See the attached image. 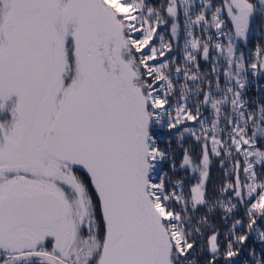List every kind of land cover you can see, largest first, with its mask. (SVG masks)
<instances>
[{
	"label": "snow or ice",
	"instance_id": "obj_1",
	"mask_svg": "<svg viewBox=\"0 0 264 264\" xmlns=\"http://www.w3.org/2000/svg\"><path fill=\"white\" fill-rule=\"evenodd\" d=\"M257 14L0 0V264H264Z\"/></svg>",
	"mask_w": 264,
	"mask_h": 264
},
{
	"label": "trees",
	"instance_id": "obj_2",
	"mask_svg": "<svg viewBox=\"0 0 264 264\" xmlns=\"http://www.w3.org/2000/svg\"><path fill=\"white\" fill-rule=\"evenodd\" d=\"M256 43H264V16L259 14L255 15L251 21L250 31H249V42L247 46H243L244 50L252 49V46ZM264 87V79H261L259 83L257 81H253L252 86H250L249 95L255 97L259 95L257 88ZM167 139L166 135L161 136L162 146H164L163 142ZM172 148L175 149L176 145L173 143ZM177 158L179 159V151H177ZM221 173L215 165L211 170V183L215 184L218 182Z\"/></svg>",
	"mask_w": 264,
	"mask_h": 264
}]
</instances>
